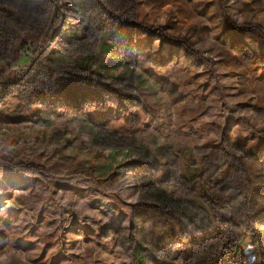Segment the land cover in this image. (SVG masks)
<instances>
[{
  "label": "rangeland",
  "instance_id": "1",
  "mask_svg": "<svg viewBox=\"0 0 264 264\" xmlns=\"http://www.w3.org/2000/svg\"><path fill=\"white\" fill-rule=\"evenodd\" d=\"M262 226L264 0H0V264H264Z\"/></svg>",
  "mask_w": 264,
  "mask_h": 264
},
{
  "label": "trees",
  "instance_id": "2",
  "mask_svg": "<svg viewBox=\"0 0 264 264\" xmlns=\"http://www.w3.org/2000/svg\"><path fill=\"white\" fill-rule=\"evenodd\" d=\"M58 15H59V10L58 9H53L52 10V17H58ZM74 39H76V33L74 32V31H69V33H68V35H66V37H65V41L66 42H69V43H72V41L74 40ZM113 44H111V43H103L102 44V48H101V51L100 52H104V51H102V49L103 50H105V51H111V50H113ZM106 53H109V52H106ZM93 60H95V57H93L92 55H89V56H86L85 58H83L81 61H79V64H78V66H84V67H90V65H91V62L93 61ZM15 78V77H14ZM13 78V79H14ZM16 80V79H15ZM12 83V82H11ZM161 189H159V191H160ZM162 192V191H161ZM163 193V192H162ZM161 193V194H162ZM165 201H166V199H165ZM261 231H263L264 232V226H262L261 227Z\"/></svg>",
  "mask_w": 264,
  "mask_h": 264
}]
</instances>
